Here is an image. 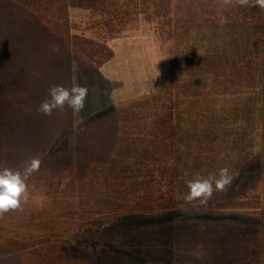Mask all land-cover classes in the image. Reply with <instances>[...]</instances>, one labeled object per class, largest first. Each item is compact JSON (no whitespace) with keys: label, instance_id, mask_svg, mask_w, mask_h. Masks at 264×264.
<instances>
[{"label":"rangeland","instance_id":"rangeland-1","mask_svg":"<svg viewBox=\"0 0 264 264\" xmlns=\"http://www.w3.org/2000/svg\"><path fill=\"white\" fill-rule=\"evenodd\" d=\"M53 1L0 0V166L41 159L28 202L0 219V264L244 263L232 221L263 219L264 167L214 149L195 97L224 0H112L120 11L92 17L109 20L101 41L68 27L89 26L87 8ZM73 83L88 88L82 111L37 112ZM222 167L227 192L184 201L186 179Z\"/></svg>","mask_w":264,"mask_h":264},{"label":"crops","instance_id":"crops-1","mask_svg":"<svg viewBox=\"0 0 264 264\" xmlns=\"http://www.w3.org/2000/svg\"><path fill=\"white\" fill-rule=\"evenodd\" d=\"M222 4L227 12L218 14L214 4L218 26L212 40L204 38L212 47L197 57L195 97L204 128L198 134H207L209 141L212 133L214 149L232 154L229 164L251 165L261 159L264 167V10L249 6L254 10L247 15L249 7ZM243 21L244 29L238 26ZM206 118L211 123L205 128ZM236 260L264 264V213L262 220L232 221V261Z\"/></svg>","mask_w":264,"mask_h":264},{"label":"clouds","instance_id":"clouds-1","mask_svg":"<svg viewBox=\"0 0 264 264\" xmlns=\"http://www.w3.org/2000/svg\"><path fill=\"white\" fill-rule=\"evenodd\" d=\"M224 3L234 7L258 6L264 10V0H224ZM87 96L88 88L78 83H73L71 87L53 85L49 88L48 97L37 108V112L51 116L54 111L70 108L74 113H79L85 107ZM40 165L41 159L37 156L22 161L16 168L0 166V219L7 213L21 210L28 202L30 195L28 180L39 171ZM234 179V174L227 167L210 172L206 176L197 174L185 180L188 191L183 195V199L187 203L195 201L207 203L216 193L227 192Z\"/></svg>","mask_w":264,"mask_h":264},{"label":"trees","instance_id":"trees-1","mask_svg":"<svg viewBox=\"0 0 264 264\" xmlns=\"http://www.w3.org/2000/svg\"><path fill=\"white\" fill-rule=\"evenodd\" d=\"M59 1L60 0H55V1H53V4H56ZM79 1H82V2L76 3V0H67V2H69V6H80V7H84V8L88 9V16L85 17L86 19L84 21L87 22L89 26H87V27L84 26L81 29H77L75 26H72L71 19L69 20V18H68L67 19L68 20V27H69L70 31L75 36H77V35L78 36H84V37H89L91 39H94L96 41L97 40L101 41L102 37H100V32L97 29H101L103 26H105L106 22H108L109 20H105V23H104V20L99 21L98 24L101 22L100 25H103V26L101 28H98L94 25L95 21H92V17H94L96 13H99L101 15H105V14L111 15L113 10H115V11L119 10L120 11V7L118 8V5H116L112 9L114 2H116V1L113 2L112 0H79ZM129 4H130V1H129ZM128 7L129 6H127V8ZM56 17L57 16L55 15V18ZM59 19L61 20V17ZM91 21H92V23L90 24ZM80 23H82V21ZM87 23H86V25H87ZM109 36H111V35H109ZM110 56L111 55L108 56V59ZM104 61H102V62H104ZM102 62L100 64H102ZM100 64L94 66L95 68L94 67L93 68L96 69L98 66H100Z\"/></svg>","mask_w":264,"mask_h":264}]
</instances>
